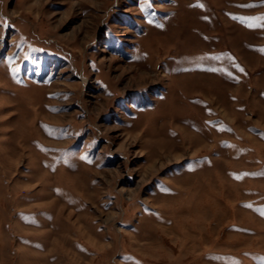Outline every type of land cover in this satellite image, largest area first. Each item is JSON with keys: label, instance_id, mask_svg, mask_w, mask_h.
Here are the masks:
<instances>
[{"label": "rangeland", "instance_id": "1", "mask_svg": "<svg viewBox=\"0 0 264 264\" xmlns=\"http://www.w3.org/2000/svg\"><path fill=\"white\" fill-rule=\"evenodd\" d=\"M0 264H264V0H0Z\"/></svg>", "mask_w": 264, "mask_h": 264}]
</instances>
